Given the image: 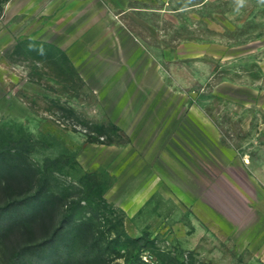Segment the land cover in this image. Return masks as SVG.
Instances as JSON below:
<instances>
[{
    "label": "rangeland",
    "instance_id": "374dc122",
    "mask_svg": "<svg viewBox=\"0 0 264 264\" xmlns=\"http://www.w3.org/2000/svg\"><path fill=\"white\" fill-rule=\"evenodd\" d=\"M0 264H264V0H0Z\"/></svg>",
    "mask_w": 264,
    "mask_h": 264
}]
</instances>
